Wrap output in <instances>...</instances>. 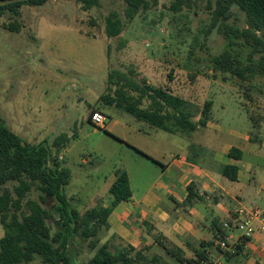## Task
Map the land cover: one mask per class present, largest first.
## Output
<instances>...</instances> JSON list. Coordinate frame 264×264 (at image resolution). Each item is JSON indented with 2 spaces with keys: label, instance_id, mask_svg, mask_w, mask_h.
<instances>
[{
  "label": "rangeland",
  "instance_id": "obj_1",
  "mask_svg": "<svg viewBox=\"0 0 264 264\" xmlns=\"http://www.w3.org/2000/svg\"><path fill=\"white\" fill-rule=\"evenodd\" d=\"M100 1L99 7L88 11L78 0L25 5L19 32L3 28L10 22L9 16L1 19L0 122L33 144L45 139L52 143L61 134L68 136L58 159L72 173L66 193L83 213L91 208L92 197L125 158L121 139L116 136L128 138V125L137 121L100 102L109 92V74L121 71L192 103L195 120L200 118L204 104L212 100L209 118L214 124L251 135L249 150L253 153L245 154V162L251 167L255 184L263 187L264 75L255 68L261 54L226 34L223 27L211 29L208 3L215 0H183L180 11L172 8L179 0H158L156 7L130 22L124 19L123 0ZM112 12L123 17L125 28L120 36L108 38L106 21ZM228 24L246 28V14L234 7ZM221 54L251 65L250 79L243 82L216 71L213 58ZM93 108L106 113L108 129H95L88 121ZM116 120L119 124L114 126ZM181 135L173 134V150L184 142ZM220 142L236 146L228 134ZM196 153L198 150L194 156ZM30 198L39 201L40 193L34 190ZM50 204L57 203L50 200ZM48 223L54 234L53 220ZM0 231L4 233L1 225ZM149 253L174 264L161 249ZM93 254L85 249L79 260L87 261Z\"/></svg>",
  "mask_w": 264,
  "mask_h": 264
},
{
  "label": "trees",
  "instance_id": "obj_2",
  "mask_svg": "<svg viewBox=\"0 0 264 264\" xmlns=\"http://www.w3.org/2000/svg\"><path fill=\"white\" fill-rule=\"evenodd\" d=\"M49 0H28L0 6V21L9 16V23L3 28L19 32L21 8L44 5ZM124 19L132 21L143 12L158 5V0H123ZM84 11L99 7L100 0H78ZM183 0L173 4L175 11L182 9ZM237 7L246 14L247 27L240 29L228 24ZM211 11V29L223 27L226 34L259 52L260 59L255 65L259 74L264 75V0H215L208 3ZM123 17L112 12L106 21L108 38L118 37L125 28ZM210 29V30H211ZM251 65H244L238 58L221 54L213 58L216 71L229 73L246 82L253 71ZM109 92L100 98L104 106L115 107L151 127L173 134H192L206 127L209 121L212 101H207L200 109V118L195 120L192 103L170 90L149 85L145 80H136L121 71H113L108 77ZM98 108L92 109L88 116ZM69 141L65 134L52 143L45 140L30 144L0 122V225L4 236L0 239V264H173L158 254L151 255V248L136 249L117 235L107 238L108 217L121 201L131 198L129 176L117 171V180L110 188L114 200L109 207L103 203L85 212L72 204L66 193L72 173L58 159ZM140 152V151H139ZM235 160L242 158L238 148L230 151ZM238 167H223V176L235 181ZM194 185H190L192 191ZM40 193V200L30 198L32 191ZM190 195L189 200L194 198ZM50 200L57 204L51 206ZM53 220L56 231L52 234L48 223ZM221 225H216L215 230ZM225 234V232L223 233ZM104 243L101 244V242ZM155 242L162 246L167 256L175 264H200L208 260L204 252L196 251L188 258L180 247H173L156 237ZM94 253L87 261L81 262L79 256L84 250Z\"/></svg>",
  "mask_w": 264,
  "mask_h": 264
},
{
  "label": "crops",
  "instance_id": "obj_3",
  "mask_svg": "<svg viewBox=\"0 0 264 264\" xmlns=\"http://www.w3.org/2000/svg\"><path fill=\"white\" fill-rule=\"evenodd\" d=\"M118 124L116 120L113 125ZM128 126V138L116 136L121 139L125 158L90 200L91 208L99 203L109 207L114 200L109 191L117 180L116 172L128 174L132 196L118 203L108 217L107 238L117 235L136 249H161L167 256L155 242L161 237L169 245L182 248L188 258L200 251L211 264H264V220L255 223L254 234L245 244H236L239 232L235 229L227 232L231 238L227 249L215 238L216 225L222 226L236 207L259 208L264 213V186L255 184L251 167L245 162V154L253 153L249 150L253 144L249 132L230 131L209 118L206 127L182 134L184 142L176 143L178 147L173 150V133L139 120ZM102 129H108L106 122ZM224 134L233 137L236 146L221 143ZM233 148L241 151L240 160L230 157ZM227 165L238 167L235 181L223 176ZM190 185H194L192 191ZM191 194L195 197L189 200ZM3 236L0 231V239Z\"/></svg>",
  "mask_w": 264,
  "mask_h": 264
},
{
  "label": "built area",
  "instance_id": "obj_4",
  "mask_svg": "<svg viewBox=\"0 0 264 264\" xmlns=\"http://www.w3.org/2000/svg\"><path fill=\"white\" fill-rule=\"evenodd\" d=\"M107 117L101 111H95L91 115V124L96 128H103ZM62 159V158H61ZM264 220V213L259 208H249L244 205L236 207L230 218L225 221L220 230H215V238L218 245L223 248H229L230 235L227 232L237 230L236 244H245L253 236L255 223ZM225 232V234H223ZM200 264H211L208 260L201 261Z\"/></svg>",
  "mask_w": 264,
  "mask_h": 264
},
{
  "label": "water",
  "instance_id": "obj_5",
  "mask_svg": "<svg viewBox=\"0 0 264 264\" xmlns=\"http://www.w3.org/2000/svg\"><path fill=\"white\" fill-rule=\"evenodd\" d=\"M24 1H28V0H0V6L17 3V2H24Z\"/></svg>",
  "mask_w": 264,
  "mask_h": 264
}]
</instances>
